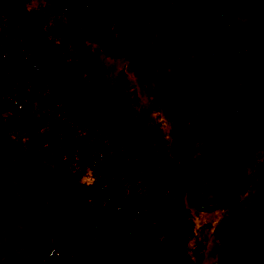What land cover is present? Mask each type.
Wrapping results in <instances>:
<instances>
[{
  "label": "trees",
  "instance_id": "16d2710c",
  "mask_svg": "<svg viewBox=\"0 0 264 264\" xmlns=\"http://www.w3.org/2000/svg\"><path fill=\"white\" fill-rule=\"evenodd\" d=\"M247 10L264 20V0H0V150L10 132L24 140L19 156L3 158L27 215L39 198L58 199L43 264L190 261L181 164L109 88L93 46L139 62L146 77L145 64L177 45L158 90L176 81L197 93L190 126L210 192L236 205L249 190V162L264 151V33L238 25ZM255 173L249 210L215 230L218 264H264V160Z\"/></svg>",
  "mask_w": 264,
  "mask_h": 264
},
{
  "label": "rangeland",
  "instance_id": "374dc122",
  "mask_svg": "<svg viewBox=\"0 0 264 264\" xmlns=\"http://www.w3.org/2000/svg\"><path fill=\"white\" fill-rule=\"evenodd\" d=\"M237 23L249 36H262L264 33V20L253 10L239 13ZM147 48L153 50L154 56L160 54L159 29L156 27L150 32ZM93 50L103 66L109 88L127 109L157 126L169 144L170 154L181 164L187 183L185 202L194 223L189 264H218L219 241L215 230L228 217L240 216L251 207L258 190L255 168L258 162L264 160V151L249 162L248 173L252 180L249 190L236 205L223 204L206 186L200 168V143L194 139L190 128L191 121L201 111L197 93L176 81L160 86L158 90L161 77L177 66L180 58L179 53L178 58L174 56L177 45L173 44L168 52L160 54L157 67L153 62L145 64L146 77L140 72L139 62L132 64L128 59L108 58L100 54L95 46ZM158 91L160 102L155 103ZM23 146L21 136L10 132L0 150V264H43L55 246L48 225L58 199L48 196L39 198L33 214L27 215L16 181L10 179L12 165L3 158L4 155L18 156Z\"/></svg>",
  "mask_w": 264,
  "mask_h": 264
},
{
  "label": "bare ground",
  "instance_id": "6f19581e",
  "mask_svg": "<svg viewBox=\"0 0 264 264\" xmlns=\"http://www.w3.org/2000/svg\"><path fill=\"white\" fill-rule=\"evenodd\" d=\"M190 128H191V127H190ZM1 151H2V150H1ZM22 151H23V149H22ZM22 151H21V153H22ZM21 153H20V154H21ZM20 154H19V155H20ZM19 155H18V156H19ZM6 156H7V155H6ZM8 157H10V156H8ZM16 157H17V156H16ZM1 158H2V155H1ZM14 158H15V157H14ZM2 159H3V158H2ZM18 194H19V193H18ZM19 196H20V194H19ZM20 197H21V196H20ZM44 197H45V196H44ZM48 197H49V196H48ZM53 213H54V211H53ZM49 228H50V229L52 228V225H51V224L48 225V229H49ZM49 235H50V234H49ZM54 244H55V243H54ZM54 247H55V246H54Z\"/></svg>",
  "mask_w": 264,
  "mask_h": 264
},
{
  "label": "clouds",
  "instance_id": "9594fccd",
  "mask_svg": "<svg viewBox=\"0 0 264 264\" xmlns=\"http://www.w3.org/2000/svg\"><path fill=\"white\" fill-rule=\"evenodd\" d=\"M26 8H27L28 11H31V10H32V9H31L30 7H28V6H26Z\"/></svg>",
  "mask_w": 264,
  "mask_h": 264
},
{
  "label": "flooded vegetation",
  "instance_id": "af4514ba",
  "mask_svg": "<svg viewBox=\"0 0 264 264\" xmlns=\"http://www.w3.org/2000/svg\"><path fill=\"white\" fill-rule=\"evenodd\" d=\"M38 244V243H37Z\"/></svg>",
  "mask_w": 264,
  "mask_h": 264
}]
</instances>
